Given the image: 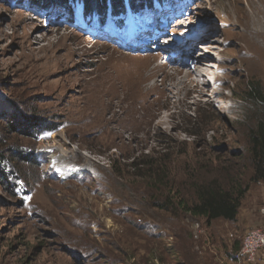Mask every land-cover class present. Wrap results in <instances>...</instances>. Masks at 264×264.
<instances>
[{
	"label": "rangeland",
	"instance_id": "rangeland-1",
	"mask_svg": "<svg viewBox=\"0 0 264 264\" xmlns=\"http://www.w3.org/2000/svg\"><path fill=\"white\" fill-rule=\"evenodd\" d=\"M77 1L69 12L0 0V114L47 125L40 139L0 134L39 159L15 175L25 198L0 182V264H229L246 221L207 226L179 201L245 164L236 155L252 105L242 98L247 82L264 84V9L257 0H138L134 16L126 0L130 24L149 34L145 49L73 28L84 18ZM192 54L214 63L203 94L186 78ZM250 209L254 224L264 221V183L252 184L240 212Z\"/></svg>",
	"mask_w": 264,
	"mask_h": 264
},
{
	"label": "trees",
	"instance_id": "trees-1",
	"mask_svg": "<svg viewBox=\"0 0 264 264\" xmlns=\"http://www.w3.org/2000/svg\"><path fill=\"white\" fill-rule=\"evenodd\" d=\"M19 1L21 2V0ZM28 1L34 4L47 2L44 3L45 7L57 2L64 11L71 12L69 6L71 0ZM143 1L153 2V0ZM177 1L185 3V0ZM77 2L83 4V19L89 27L95 30H104L108 19H110L111 24L116 29L122 31L126 29L129 21L126 0H78ZM129 2L132 12L136 13L137 8L135 5L139 1L129 0ZM141 7L145 8L144 4ZM97 17H100L101 22L98 25L95 23ZM59 18H65V15L61 14ZM65 19L73 21L70 15H67ZM242 100L252 105L251 112L248 113V115L251 113L252 116L250 115V126L245 134L243 152L236 155L238 160L243 158L245 164L237 170L233 168L224 169L225 183L219 179H214L209 182L194 184L190 201L187 199L179 201L180 207L184 211L192 217L203 219L207 226H211L214 222L237 225L243 201L252 184L264 183V84L256 81L247 82ZM0 106L2 107L0 108L1 112L6 113L7 109L3 104ZM2 113L0 116H4L7 125L1 126L0 124V134L3 130H6L9 134L19 133L25 136L31 133V136L36 139L44 136L43 128L47 125L42 124L45 121L38 122L28 118L24 124L21 123L22 125H20L16 121L17 116L8 117L7 114L2 115ZM26 160L35 166L39 165V159L35 154L27 155V151L22 150L21 146H10L8 145V139L0 136V182L6 185L7 192L11 198H25L28 193L25 185L18 182L24 168L22 165ZM16 173L20 174L18 178L15 177ZM244 177H246L245 180L243 179ZM240 249L241 244L236 243L233 255L239 252Z\"/></svg>",
	"mask_w": 264,
	"mask_h": 264
},
{
	"label": "bare ground",
	"instance_id": "bare-ground-1",
	"mask_svg": "<svg viewBox=\"0 0 264 264\" xmlns=\"http://www.w3.org/2000/svg\"><path fill=\"white\" fill-rule=\"evenodd\" d=\"M258 4L262 7V9H264V0H257ZM161 17H159L158 19H160ZM167 30V29H166ZM99 31H97L96 33H93V32H90V34L92 36H96L98 34ZM88 33V32H86ZM107 34V39L108 40H113V37H111L113 34H116V33H113L111 34L110 32H106ZM166 31L162 34L163 35V38L166 37ZM149 40V39H148ZM164 46V45H163ZM163 46H160V47H163ZM162 49V48H161ZM180 49V46H178L177 48H174V50L178 51ZM213 49V48H212ZM137 50V49H136ZM195 52V51H194ZM204 52L206 53H209L207 50H204ZM193 53V52H192ZM195 54V53H193ZM192 54L190 60L187 58V61L185 62V64L190 67V65H192L193 67L195 66L194 70H192L191 72H187L186 74V78H190L191 76H193V83L196 84V87H197V90L200 88L201 90V94H203L205 91L204 89L201 87L202 85H206L205 81L203 80V77L205 78V76L209 75V71L213 69V66H214V63H207L209 60H211V57L209 56H203L202 58H196L194 57V55ZM211 54V53H209ZM191 68V67H190ZM191 70V69H190ZM214 83L220 81V78L219 77H215L214 78ZM207 82V81H206ZM210 81L208 80V85H209ZM154 91V90H153ZM152 91V92H153ZM128 93V92H127ZM143 93V92H142ZM134 94V93H133ZM142 95V94H140ZM144 102V101H143ZM150 102V101H148ZM152 104L153 103H144L142 105V109H146V108H149V107H152ZM132 109V108H131ZM150 110V109H149ZM124 111V110H123ZM136 112V111H135ZM145 112V111H144ZM133 114V113H132ZM131 114V115H132ZM137 114V113H136ZM141 114V112L139 113ZM135 115V114H134ZM143 118V117H142ZM141 118V119H142ZM140 119V118H139ZM59 145L57 143H55L54 147H52L51 149H56V147H58ZM46 151V150H45ZM47 152H49L47 150ZM47 155L49 153H46ZM51 154V153H50Z\"/></svg>",
	"mask_w": 264,
	"mask_h": 264
},
{
	"label": "built area",
	"instance_id": "built-area-1",
	"mask_svg": "<svg viewBox=\"0 0 264 264\" xmlns=\"http://www.w3.org/2000/svg\"><path fill=\"white\" fill-rule=\"evenodd\" d=\"M198 225L196 232L201 230ZM262 253H264V227L250 229L244 235L240 251L234 254L229 264H258Z\"/></svg>",
	"mask_w": 264,
	"mask_h": 264
},
{
	"label": "crops",
	"instance_id": "crops-1",
	"mask_svg": "<svg viewBox=\"0 0 264 264\" xmlns=\"http://www.w3.org/2000/svg\"><path fill=\"white\" fill-rule=\"evenodd\" d=\"M256 209H259L258 207ZM259 211V210H258ZM255 213L254 211H250L247 210L244 213H240L239 215V221L243 224V222L246 221L245 227L244 229H246L245 231H248L250 229H255V228H263L264 227V221L259 222L257 224H254L255 222ZM262 215H264V212H261ZM258 264H264V253L261 254V257L259 259V263Z\"/></svg>",
	"mask_w": 264,
	"mask_h": 264
}]
</instances>
